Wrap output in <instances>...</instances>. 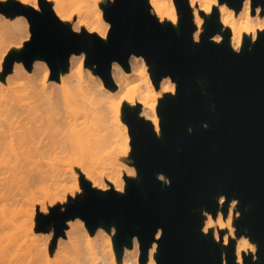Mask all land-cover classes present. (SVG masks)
<instances>
[{"label": "water", "instance_id": "1", "mask_svg": "<svg viewBox=\"0 0 264 264\" xmlns=\"http://www.w3.org/2000/svg\"><path fill=\"white\" fill-rule=\"evenodd\" d=\"M145 3L118 0L117 5L106 7L105 16L114 29L104 42L85 30L83 36L69 33L66 24L58 23L47 9L41 14L16 1L0 2V11L23 13L32 32L24 50L7 58L6 73L17 59L31 68L35 57L65 67L70 52L88 49L113 83L110 60L118 58L130 69L129 52L144 54L160 73L159 77L154 73L155 81L169 75L177 83V94H168L160 103L163 139H157L150 121L141 117L136 121L135 113L124 109L126 122L129 118L135 121L133 155L140 172L138 180L126 177L127 196L110 191L101 197L90 190L74 205L73 212L58 215L59 229H64L68 216L77 214L88 216L91 231H95L90 225L97 219L115 222L119 250L133 244L132 234H140V260L144 264L158 225L164 230L158 242V264H220V246L199 231V207L214 204V196L226 191L240 197V207L251 205L239 222L260 241V264H264V33L251 52L245 43L250 39L246 38L241 54L236 55L229 47L228 29L223 31L222 46L209 42L206 36L201 42L194 40L196 25L186 0L179 3L184 11L179 35L170 22H160L150 2L147 14ZM229 4L242 7L239 0ZM252 5L257 6L255 0ZM205 24L209 34L222 30L216 8L211 19L205 17ZM203 121L208 122V128L203 127ZM189 125L192 133H188ZM177 147L183 150L177 152ZM157 172L171 176L172 185L158 181ZM229 202L226 197L224 212ZM218 210L219 203L211 212ZM46 221L47 217L42 223ZM232 259L230 256V264Z\"/></svg>", "mask_w": 264, "mask_h": 264}, {"label": "clouds", "instance_id": "2", "mask_svg": "<svg viewBox=\"0 0 264 264\" xmlns=\"http://www.w3.org/2000/svg\"><path fill=\"white\" fill-rule=\"evenodd\" d=\"M2 2V0H0ZM22 3L30 5L38 13L43 14L47 9L58 23H65L72 21L71 14H65L62 11V5L66 0H21ZM150 0H146L144 5L147 14H150L149 9ZM215 0H207L200 4V8L208 14V19L213 15V5ZM252 0H239V6L248 10ZM43 3V7H41ZM118 0H86L82 2L74 11H80L81 8H86L89 17L81 18L75 23L66 24L67 31L71 34L83 36L85 33L81 31V25H88V33L96 34V39L108 42L110 33L113 32V24L105 19V8L117 5ZM180 0H177L178 8L173 10L170 17L171 26L176 29L177 34L181 31V21L184 17V11L179 7ZM196 0H186V6L189 8L195 5ZM225 3H230V0H225ZM255 12L260 14L264 11V0H255ZM235 7V6H234ZM223 5H221V9ZM199 21V17H197ZM202 23V21H199ZM207 24L204 25L203 37H207L209 42H215L216 45H221L222 37L220 35L209 34ZM264 27V26H262ZM262 31L258 35L251 37L247 43L249 52L253 50V46L259 41ZM201 33L197 32L195 36L196 42H201ZM219 37V39H217ZM31 33L29 32L22 38L20 43L9 45L7 48L0 49V72H5V61L9 57V50L12 47L23 48L24 41H30ZM231 51L236 55L242 52V46L239 40L234 45H229ZM130 57L140 59L144 66L141 67V72L147 74L148 65L152 64L150 61H145L143 53L137 54L136 52H129ZM34 64L37 67H43L44 71L41 79L39 80V87L30 83L27 80L20 79L13 84L14 75L19 70L25 69V62L22 59H17L11 62L8 66L10 74L7 75L9 87H18L20 90L16 93L17 96L28 97L20 101L21 105H28L22 111L12 116V120L16 121L19 125L21 121L24 122L25 128H20L21 132L28 131L31 136V141L25 144L28 137H21L22 152L32 153L27 155V159L33 160L29 169H35L39 174V181L34 183V186H29L27 192L21 187L19 191L22 195H16V200H23L27 202V206L23 203L14 206L12 215H4L2 226L3 233L0 235V240H3V247L7 249L9 244H15V252L13 257L19 256L21 259L13 260L12 258H5L0 264H100V257L97 255L95 248V237L89 235V218L84 214H77L68 216L65 219V224L70 227L64 231V235H58L55 221L46 233H36L33 228L36 225L37 205H39V213L49 215L53 211L59 213H70L74 210V205L78 201H83L90 190H95L98 196L103 197V194L110 191L118 193L121 197L127 196V186L129 180L121 178L119 169L113 172V162L108 157L112 149L98 151L91 145L94 142H99L105 135L104 128L107 123H115L124 129V143L118 155L129 156L131 153L132 166L121 165L126 169V175L131 180H138L140 172L136 162V156L133 155L134 151V135H135V121L131 118L128 119V124L131 128L122 121V108L121 101L127 100L128 107L135 113L136 121L140 119V113L136 109V102L132 93V88L126 90L119 96V99L112 98L113 93L108 92L107 96L97 97L95 91H91L82 86L86 84L85 72L92 80L97 81V87L101 90H106L113 86V82L108 79V74L100 70V64L90 56L88 49L73 50L69 53L65 67L58 66L54 61H50L44 57H35ZM78 62V63H77ZM110 64L114 67L120 66L118 58L110 60ZM152 71L159 77L160 73L155 72L152 66ZM62 74L63 83L57 84L55 77ZM26 75L29 73L26 72ZM53 77L51 84L53 88L45 92L48 87L49 78ZM76 77V84L73 87L68 83L70 78ZM59 89L56 99H53V92ZM173 96L176 95V85L174 84L171 89ZM111 98V99H110ZM107 101V108L102 107ZM110 109V111H109ZM83 118H80V117ZM7 120V115L4 117ZM153 121L157 120L154 115L151 117ZM203 127L208 128V122L203 121ZM89 128L95 131H89ZM188 133L193 132L191 125L187 128ZM34 132H39L37 138ZM87 132V136L84 133ZM157 139H163L159 123L155 128ZM51 134V135H50ZM59 134V135H57ZM53 141L52 148L56 149L51 155H45L47 149H42L41 144H47L45 136H49ZM115 147V145H113ZM36 150L39 155H36ZM183 149L177 147L176 151L180 152ZM46 164L47 166H43ZM59 165H66L60 168ZM73 165H79L84 172V183L81 185L80 178L77 173L73 171ZM49 169H52L50 172ZM59 172L63 175L57 176ZM31 175V171L29 172ZM70 175V180L66 179ZM45 177H50L45 179ZM112 182L115 186L110 187L109 183L104 181V178ZM158 181H162L164 185H172V177L167 175L165 177L162 173H155ZM28 184V181H25ZM6 197L7 193H3ZM231 202L235 212V227L233 229V216L228 215V223L225 225L223 220H214L212 216L207 215L208 211H215L217 203L223 205L224 199ZM214 204L201 205L199 207L200 217L202 223L199 226V231L206 237H210L212 241L220 246V264H230V256L233 257L232 264H260L261 262V244L259 240L253 239L251 229L241 224L240 218L242 213L247 212L251 205L244 204L241 207L240 197L238 195H231L226 191H220L214 196ZM227 207V205H224ZM7 207V204L4 205ZM22 218L17 220L16 216L21 215ZM205 217L207 219L205 220ZM218 224L221 229L228 227L233 231H238L242 236H247L241 244L243 255L240 256L239 262L237 261L238 252L235 247V239L230 241L229 236H223L216 233L209 232V228ZM12 225V227H8ZM95 229L97 236L105 237V249L107 253H113L114 244L117 248L115 237L118 234V224L115 222L105 223L102 220H96L94 224L90 225ZM79 228V232L76 229ZM160 226H156L159 229ZM153 233L151 244L147 247L145 264H158L157 253L158 248L155 241H160L162 238V231L156 230ZM56 237V243L53 246L54 255H49L50 242ZM251 240V242H249ZM135 242L142 247V240L139 233H134L131 236V244ZM234 242V243H233ZM151 246V254L154 258L150 257L149 247ZM108 264H118L115 257H113ZM127 264V262H125Z\"/></svg>", "mask_w": 264, "mask_h": 264}, {"label": "bare ground", "instance_id": "3", "mask_svg": "<svg viewBox=\"0 0 264 264\" xmlns=\"http://www.w3.org/2000/svg\"><path fill=\"white\" fill-rule=\"evenodd\" d=\"M4 1V0H2ZM19 3L21 0H18ZM79 1L78 3H86V0H76ZM203 2H207V0H196L195 5H192L191 8L193 10V16H194V23L196 25V29L194 31V40L197 32H200L201 35L203 34L204 25H205V17L208 16L206 12L203 11V9L200 8V4ZM22 3V2H21ZM26 7H31L28 4L22 3ZM151 4V11L158 17L160 22L164 23L165 21H168L171 23V15L173 13V10L178 8L177 3L175 0H157V2H154V0H150ZM221 5H223V8L221 9ZM253 5L252 2L250 4V7L248 10H245L243 7L240 9H236L235 7L231 6L229 3H225V1H222V3L218 5H213V10L215 8L218 9V16H219V22L222 25V28L228 29L231 32L230 36V45H234V43L239 40L241 43V46H243L244 41L246 38L251 39L252 36L258 35L259 32L264 30V11H262L260 14H257L255 11H253ZM255 8V7H254ZM62 11L65 14H71L67 10V5L64 3L62 5ZM87 11V9H86ZM72 15V14H71ZM89 13L87 11V16L89 17ZM197 17H199V22L197 20ZM73 21V17H72ZM70 22H65V24H70ZM23 23H25L26 26H28V20L24 17L21 20H17L16 22H13L11 24L12 29L14 30H22L23 29ZM85 29L88 31V25H81V30ZM222 37L221 42L224 40L223 34H217ZM196 41V40H195ZM22 50V48L19 49V52ZM146 61V60H145ZM130 63H131V69H126L121 63L120 66L114 67L112 66V76L114 78L113 86L110 88H107L106 90L98 89L97 87V81L92 80L87 76V73H85V80L87 81L86 84L82 83V86L86 89H89L91 91H95L97 97L101 96H107L108 92L113 93L112 98L119 99V96L124 93V90L126 86L131 82L134 81L135 84L131 86L132 93L134 95V99L136 97H139V102L143 106V114L145 117L152 123L154 130L157 126V123H159L161 132H162V118L158 112V99L162 95L163 92L169 93L171 91H166V89H171L172 86L175 84L177 89V84L172 80V78L167 75L164 76V79L161 80V88L159 89V84L154 80L153 76L151 75L149 68L147 74L141 72V67L144 66L142 61L140 59H136L133 57H130ZM1 75V72H0ZM62 74H58L56 83L60 84L63 83L62 80ZM32 81L30 83L36 85L39 87V82L36 81L35 78L31 79ZM70 84V80L68 81ZM75 86L74 84L72 85ZM12 87H9L2 79H0V150L2 152V156L5 159L4 165H2L1 174L2 178L4 179L1 185V191L3 193H7V197L10 200H14L16 202L21 203V200H16V195H22L19 189L23 187L25 189V193L27 192V188L29 186H34L35 182L39 181V174L35 172V169H29V166L33 163V160L27 159V155H31L32 153H25L21 151V148L23 145H21V137H28L25 140V144H28L31 141V136H29V133L27 130L24 132H21L20 128H25L24 122L21 121L19 125L16 124V121L12 120V116L16 115L20 111H22L23 108H27L28 105H21L20 101L24 99H29L31 94L26 97L17 96L16 93L18 90H13ZM53 88V85L51 84V79L49 78V84L48 87L45 88V92L51 90ZM12 90L10 93L8 91ZM7 91V92H6ZM177 91V90H176ZM59 93V89H56L53 92V99H56L57 95ZM111 99V98H110ZM129 102L127 100L121 101V108H122V121L121 123L128 125L124 118V106H128ZM102 107L107 108V101H105V104L102 105ZM110 111V109H109ZM5 115H7V120L4 119ZM156 116L157 120L153 121L151 119L152 116ZM80 118H83L82 116ZM130 129V127H129ZM101 131L105 132V135L100 139L99 142H94L91 146L98 150V151H104L106 149L111 148L112 152L110 153L109 157L112 158L113 161L119 166L120 169L126 170L123 167H120L121 165H127L132 166L131 161V153L129 156H123L118 155V153L121 151V147L124 143V129L120 127V125L115 123H107L106 126ZM89 131H95V129L89 128ZM163 133V132H162ZM35 136L38 138L40 133L34 132ZM51 135V134H50ZM49 136H45V140L48 141L47 144L42 143L41 148L47 149L48 151L45 152V155H51L56 151V149L52 148L53 141L50 139ZM59 135V134H57ZM85 136H87V132L84 133ZM115 145V147H113ZM36 155H39V151L36 150ZM43 166H47L44 164ZM60 168L66 167V165H59ZM31 171V175H29V172ZM51 172L52 169H49ZM63 175L62 172H59L57 176ZM50 177H45V179H48ZM66 179H70V175L66 177ZM28 181V184H25V181ZM226 201V197L224 199V204ZM22 202H24L22 200ZM223 205L219 204V219L223 220V212L222 208ZM207 215L212 216L211 212H207ZM67 227H70L67 225ZM161 230V228L159 229ZM232 230V229H231ZM33 231L37 233L36 228H33ZM77 232H79V228L76 229ZM89 235H92V231L89 228ZM115 239V238H114ZM98 242V251L97 255L100 257V264H108V262L115 257L118 264H142L140 260V254H141V248L139 245H137L135 242H133L132 247L129 245H125L123 250H119L115 244L113 248V253H107L104 251L106 245H105V237L98 236L97 237ZM241 240L238 244L237 252L238 254V262L240 259V256L243 255V251L241 250ZM157 248L159 249V243L158 241H155ZM51 250V247H49V252ZM150 257L154 258V255L151 254V247L149 249ZM158 254V253H157ZM3 259V257H0ZM3 261V260H2ZM145 264V263H144Z\"/></svg>", "mask_w": 264, "mask_h": 264}, {"label": "rangeland", "instance_id": "4", "mask_svg": "<svg viewBox=\"0 0 264 264\" xmlns=\"http://www.w3.org/2000/svg\"><path fill=\"white\" fill-rule=\"evenodd\" d=\"M13 1L14 2L15 1L16 2H19L18 0H4L2 2L5 3V4H9V3H12ZM78 2L79 1H76V0H66V2H65V4L67 5L68 12L72 14V17H73L72 23H75L77 20H79L81 18H85V16H87L86 8H81L80 11H74V9H76L78 7V5H80V3H78ZM217 11H218V9H217ZM24 17L28 20V18L23 13L12 14L9 11H0V49L7 48L9 45H15L17 43H20L22 41V38L25 35H27L29 32L31 33V38H32L31 25H30L29 20H28V23H29L28 26H26L25 23H23V29L22 30H14V29H12L11 24L13 22H16L17 20L23 19ZM105 19L107 20L106 16H105ZM165 22H167V21H165ZM84 30L85 29L83 28L81 31L83 32ZM85 31H87V30H85ZM223 31H224V29L222 28L221 31H218L214 35L223 34ZM27 42L28 41H24L23 42L24 43V46H25V44ZM19 49L20 48L12 47L9 50V56H10L11 53H13L15 51L19 52ZM23 50H24V47L22 48V50L20 52H22ZM6 60H7V58H6ZM5 65H6V61H5ZM148 68H149V71H150L151 75L154 78V72L152 71V65L149 64L148 65ZM130 69H131V63H130ZM43 71H44L43 67H37L34 63H33V65H32L31 68H28L27 65L25 64V69L24 70H19L14 75V79H13V82L12 83L15 84V81L20 80V79H24V80H27V81L31 82L32 81L31 80L32 78H35L36 81L39 82V80L42 77ZM26 72L29 73V75H26ZM8 74H10V72H8V73L1 72L0 79H2L9 86V81L7 80V75ZM50 79L52 80L53 77L50 76ZM162 79H164V77L161 78L160 80H157L156 81L159 84V89L161 88V80ZM55 80H57V78H55ZM73 84L74 85L76 84V77L70 78V85H73ZM134 84H135V82L134 81H131L126 86L124 92L126 90H128L131 86H133ZM12 88H13L14 91L19 89L18 87H12ZM11 91L9 90L8 92L13 93ZM168 94L169 95H173L172 92H169V93L163 92L162 95L159 97V99L157 101V103H158V107H157L158 108V112H159V114H160V116H161L162 119H163V116H162V114L160 112V103L165 99V97ZM176 94H177V91H176ZM139 101H140L139 100V97H136V99H135L136 109L141 114L140 115L141 118H144V119L148 120L145 117V115L143 114V112H142L143 106H142V104ZM126 108H129L131 110L130 107L124 106V109H126ZM0 146H1V144H0ZM108 158L110 160H112L111 157H108ZM4 162H5V159L2 156V152L0 150V168H2V165H4ZM112 162H113V169H112L113 172H115L117 169H119V172L121 173V178L122 179H125V181H127L126 180V177H127L126 170L120 169L119 166L115 163V161L112 160ZM73 171H75L77 173V176L80 178L81 185L83 186V182H82V180L84 179L83 169L80 168L79 165H73ZM0 172H1V169H0ZM3 180L4 179L2 178V174L0 173V235H2L3 230H4L3 229V226H2V221H3L4 215L5 214L12 215L14 206H18V205H20L22 203L25 206H27V202L26 201L22 202V200H21V203H20V201L19 202H16L14 200L12 201L7 196L5 197L3 195V192L1 191V185H2ZM104 181L106 183H109L110 184V187L114 188L115 185L112 182L108 181L107 180V177L104 178ZM5 204H7V207L6 208L4 207ZM238 207H240V205H238ZM208 212H211V211H208ZM222 212H223V219H224L225 225H227V223H228V220H227L228 215L231 214L233 216V229H234V227H235V212H236V209L233 208V206L231 205V202H229V206H228L227 212H224V207L222 208ZM218 213H219V210H218V212L216 214H213L211 212V214L213 215V219L214 220L219 219ZM60 214H64V213H59L58 211H53L49 215H44L42 213H39V205H37V216L35 217V219H36L35 228H36L37 233H40V232L46 233L47 231H49V229H50V227L52 225V222L55 221L58 235H64V238L67 239L66 233L64 231L66 228H68L67 227V224H65V222H64V229L63 230H60L59 229L60 228V224H59V221H58V219H59L58 218V215H60ZM22 215H23V213H21V215L16 216V219L17 220L21 219L22 218ZM45 217L48 218V221H46L45 223H42ZM206 219H207V217H205V220ZM8 227L10 228V227H12V225H9ZM233 229L231 230L228 227H225V228L221 229L219 227V225L216 224L213 227H210L209 228V232H211L213 234L219 233V234H221V238H223V236H229L230 241L232 239H235V247H236V250H237L238 249L239 242L241 240L248 239V237L247 236H242L238 231H233ZM92 235L95 237V248H96V252H97L98 249H99V247H98V242L96 240L97 237H98L96 235V231H92ZM249 242H251V240H249ZM55 243H56V237H54L53 241L50 242V246H49V247H51V250L49 252V255L50 256H53L54 255L53 246L55 245ZM132 245H131V247H132ZM14 252H15V244H9L8 247H7V249H5L3 247V240H0V257L1 256L3 257V259L1 258L0 262H2V260H4L5 258H12L13 260L21 259L22 258V257H19V256L13 257L12 254ZM237 260H238V256H237Z\"/></svg>", "mask_w": 264, "mask_h": 264}, {"label": "snow or ice", "instance_id": "5", "mask_svg": "<svg viewBox=\"0 0 264 264\" xmlns=\"http://www.w3.org/2000/svg\"><path fill=\"white\" fill-rule=\"evenodd\" d=\"M154 2H157V0H154ZM220 3H222V0H215L214 5H218ZM253 11H255V8L254 7H253ZM200 39L201 40L203 39V36L202 35H201ZM217 39H219V37Z\"/></svg>", "mask_w": 264, "mask_h": 264}]
</instances>
